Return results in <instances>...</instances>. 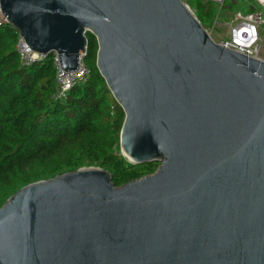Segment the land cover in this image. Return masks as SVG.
Returning <instances> with one entry per match:
<instances>
[{
	"label": "water",
	"instance_id": "obj_1",
	"mask_svg": "<svg viewBox=\"0 0 264 264\" xmlns=\"http://www.w3.org/2000/svg\"><path fill=\"white\" fill-rule=\"evenodd\" d=\"M62 71L84 60L123 112L115 187L84 167L0 207V264H264V61L214 43L180 0H0Z\"/></svg>",
	"mask_w": 264,
	"mask_h": 264
},
{
	"label": "trees",
	"instance_id": "obj_2",
	"mask_svg": "<svg viewBox=\"0 0 264 264\" xmlns=\"http://www.w3.org/2000/svg\"><path fill=\"white\" fill-rule=\"evenodd\" d=\"M214 6L197 4V21L211 22ZM86 36L89 77L59 101L52 55L23 67L17 32L0 23V207L26 185L84 167L107 171L115 187L155 171L157 164L134 165L121 155L124 115L95 68L96 43Z\"/></svg>",
	"mask_w": 264,
	"mask_h": 264
},
{
	"label": "built area",
	"instance_id": "obj_3",
	"mask_svg": "<svg viewBox=\"0 0 264 264\" xmlns=\"http://www.w3.org/2000/svg\"><path fill=\"white\" fill-rule=\"evenodd\" d=\"M180 1L183 3L182 0ZM243 1L256 4L261 10L246 14L237 13L232 26L229 28L230 39L219 42V44L246 57L262 60L259 58V54L261 49L260 29L264 27V0ZM206 33L209 35L207 31ZM236 45H240V47ZM15 51L23 67H28L35 62H41L46 58V56L33 53L19 36ZM52 64L55 68V86L57 89L55 90L54 98L56 100H65L68 92L73 87L85 84L89 77V69L85 65L84 60L80 59L78 61L77 70L74 72L62 71L56 55H52Z\"/></svg>",
	"mask_w": 264,
	"mask_h": 264
},
{
	"label": "rangeland",
	"instance_id": "obj_4",
	"mask_svg": "<svg viewBox=\"0 0 264 264\" xmlns=\"http://www.w3.org/2000/svg\"><path fill=\"white\" fill-rule=\"evenodd\" d=\"M189 12L197 20V4L204 5L207 2L214 3L216 16L211 22L200 20V26L209 33L214 43L224 42L230 39L229 28L232 26L237 13L246 14L259 11L256 6L247 4L243 0H182ZM255 9V10H253ZM261 10V9H260ZM264 13V12H263ZM198 22V21H197ZM261 49L259 58L264 60V27L260 29ZM97 168V167H96Z\"/></svg>",
	"mask_w": 264,
	"mask_h": 264
},
{
	"label": "bare ground",
	"instance_id": "obj_5",
	"mask_svg": "<svg viewBox=\"0 0 264 264\" xmlns=\"http://www.w3.org/2000/svg\"><path fill=\"white\" fill-rule=\"evenodd\" d=\"M236 46L240 47V45H236Z\"/></svg>",
	"mask_w": 264,
	"mask_h": 264
}]
</instances>
